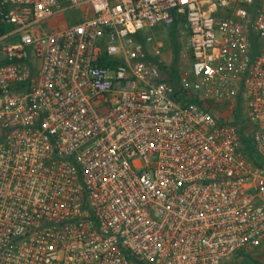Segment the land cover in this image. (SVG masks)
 I'll list each match as a JSON object with an SVG mask.
<instances>
[{
  "label": "built area",
  "instance_id": "1",
  "mask_svg": "<svg viewBox=\"0 0 264 264\" xmlns=\"http://www.w3.org/2000/svg\"><path fill=\"white\" fill-rule=\"evenodd\" d=\"M176 21L216 104L162 75L144 31ZM263 241L264 0H0V264H221Z\"/></svg>",
  "mask_w": 264,
  "mask_h": 264
},
{
  "label": "rangeland",
  "instance_id": "2",
  "mask_svg": "<svg viewBox=\"0 0 264 264\" xmlns=\"http://www.w3.org/2000/svg\"><path fill=\"white\" fill-rule=\"evenodd\" d=\"M80 12H76L75 15L79 16ZM71 19V18H69ZM69 19L60 18L52 23V26H63L69 22ZM153 33L161 37L166 43V49L163 54L164 68L162 69V75L165 79L171 81L186 96L187 99L195 98L196 100L204 103L216 104L212 99L210 94H205L202 89H195L193 86V78L191 74L192 67V56L191 52L187 47L188 40V28L184 22L173 24L168 27L157 26L153 29L147 28L144 34ZM176 50H178L179 55L176 57ZM175 71L176 78L170 79V72ZM218 112L222 113L224 116L235 115L239 120L238 111L231 109L230 106L224 103H218L216 105ZM222 115V116H223ZM251 249L244 252H239L233 254L229 259L225 260L230 262V264H264V260L260 256H253L250 254ZM253 258H252V257ZM240 257V258H239ZM239 258V259H238Z\"/></svg>",
  "mask_w": 264,
  "mask_h": 264
},
{
  "label": "trees",
  "instance_id": "3",
  "mask_svg": "<svg viewBox=\"0 0 264 264\" xmlns=\"http://www.w3.org/2000/svg\"><path fill=\"white\" fill-rule=\"evenodd\" d=\"M75 13L76 12L65 14V17H64L65 20L71 18V19H69V22H67V23H74V22L80 20V17L78 15H75ZM177 23L178 22L176 21L174 24H177ZM136 39L137 40H142L143 39V36L141 34H137ZM178 55H179V52H178V50H176V57L175 58H177ZM103 64H107V63L106 62H103ZM163 68H164V64L162 63L161 64V69H163ZM169 77H170L171 80H173L174 78H176L175 71H173V72L171 71ZM175 86H177V85H175ZM185 98H187V97L185 96ZM187 101L188 102H195V101H198V100H196L195 98H190V99H187ZM241 122H242L241 120L238 121V123H240V124H241ZM239 252H241V250H239Z\"/></svg>",
  "mask_w": 264,
  "mask_h": 264
},
{
  "label": "crops",
  "instance_id": "4",
  "mask_svg": "<svg viewBox=\"0 0 264 264\" xmlns=\"http://www.w3.org/2000/svg\"><path fill=\"white\" fill-rule=\"evenodd\" d=\"M251 249V253L253 256H260L262 257V260H264V241L262 242V244L258 247H254V248H249V249H244V250H241V252H244V251H248ZM239 253V251L237 252ZM252 257V256H251ZM240 258V257H239ZM238 258V259H239ZM253 258V257H252ZM221 264H230V262H226V261H223Z\"/></svg>",
  "mask_w": 264,
  "mask_h": 264
}]
</instances>
